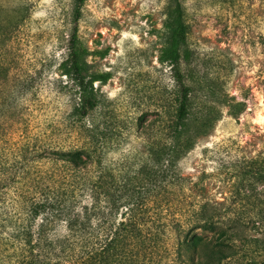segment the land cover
Wrapping results in <instances>:
<instances>
[{
  "label": "rangeland",
  "instance_id": "1",
  "mask_svg": "<svg viewBox=\"0 0 264 264\" xmlns=\"http://www.w3.org/2000/svg\"><path fill=\"white\" fill-rule=\"evenodd\" d=\"M176 6L202 86L173 169L184 178L188 223L212 215L216 226L196 260L264 264V0H83L74 52L98 104L92 120L108 138V160L138 159L149 140L138 124L155 129L171 102ZM69 9L70 0H0V96L9 94L5 70L25 82L21 109L71 113L77 92L67 67L58 69ZM3 20L12 22L9 37Z\"/></svg>",
  "mask_w": 264,
  "mask_h": 264
},
{
  "label": "trees",
  "instance_id": "2",
  "mask_svg": "<svg viewBox=\"0 0 264 264\" xmlns=\"http://www.w3.org/2000/svg\"><path fill=\"white\" fill-rule=\"evenodd\" d=\"M82 1L70 0L67 57L58 66L77 92L69 115L21 109L25 82L2 71L9 94L0 96V264H199V245L212 241L204 232L216 226L212 215L202 226L188 223L184 178L173 169L202 86L179 7L167 37L170 106L155 129L138 124L148 145L129 164L106 158L108 138L92 120L98 104L74 52ZM11 24L2 21L6 37Z\"/></svg>",
  "mask_w": 264,
  "mask_h": 264
}]
</instances>
